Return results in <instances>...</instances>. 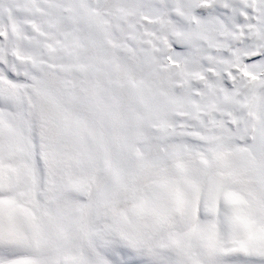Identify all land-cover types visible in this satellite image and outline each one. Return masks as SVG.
<instances>
[{
	"label": "snow or ice",
	"instance_id": "1",
	"mask_svg": "<svg viewBox=\"0 0 264 264\" xmlns=\"http://www.w3.org/2000/svg\"><path fill=\"white\" fill-rule=\"evenodd\" d=\"M0 264H264V0H0Z\"/></svg>",
	"mask_w": 264,
	"mask_h": 264
}]
</instances>
